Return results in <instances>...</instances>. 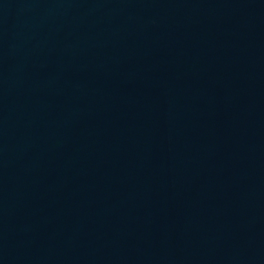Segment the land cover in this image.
Returning a JSON list of instances; mask_svg holds the SVG:
<instances>
[{
	"label": "water",
	"instance_id": "1",
	"mask_svg": "<svg viewBox=\"0 0 264 264\" xmlns=\"http://www.w3.org/2000/svg\"><path fill=\"white\" fill-rule=\"evenodd\" d=\"M0 264H264V0H0Z\"/></svg>",
	"mask_w": 264,
	"mask_h": 264
}]
</instances>
